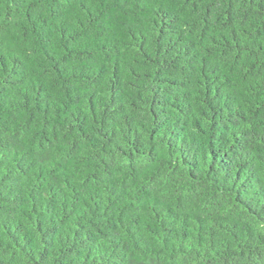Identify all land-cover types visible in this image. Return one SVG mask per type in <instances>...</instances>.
I'll use <instances>...</instances> for the list:
<instances>
[{
  "label": "trees",
  "instance_id": "trees-1",
  "mask_svg": "<svg viewBox=\"0 0 264 264\" xmlns=\"http://www.w3.org/2000/svg\"><path fill=\"white\" fill-rule=\"evenodd\" d=\"M0 264H264V0H0Z\"/></svg>",
  "mask_w": 264,
  "mask_h": 264
}]
</instances>
